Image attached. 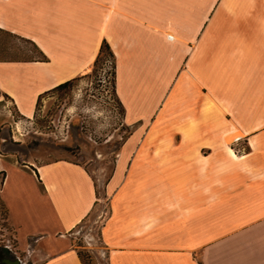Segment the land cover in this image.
Instances as JSON below:
<instances>
[{
	"label": "crops",
	"instance_id": "0c3cea01",
	"mask_svg": "<svg viewBox=\"0 0 264 264\" xmlns=\"http://www.w3.org/2000/svg\"><path fill=\"white\" fill-rule=\"evenodd\" d=\"M0 28L40 49L0 59V103L26 117L89 71L104 39L115 53L135 127L107 183L108 264H264V0H0ZM0 173L18 248L83 264L72 229L98 199L86 166L0 150Z\"/></svg>",
	"mask_w": 264,
	"mask_h": 264
},
{
	"label": "rangeland",
	"instance_id": "374dc122",
	"mask_svg": "<svg viewBox=\"0 0 264 264\" xmlns=\"http://www.w3.org/2000/svg\"><path fill=\"white\" fill-rule=\"evenodd\" d=\"M40 55V49L30 39L0 28L1 59ZM113 64L114 56L106 50L89 71L77 75L72 85L44 92L31 117L17 111L8 98L0 103L3 153L28 163L68 158L83 163L93 175L98 199L92 212L72 229L74 244L90 254V264H108L100 232L110 209L107 183L116 168L119 151L135 127L124 119L114 88ZM132 143L133 140L129 144ZM3 177L0 173V186ZM8 244L11 257H19L22 264H34L18 248L0 198V246Z\"/></svg>",
	"mask_w": 264,
	"mask_h": 264
},
{
	"label": "trees",
	"instance_id": "16d2710c",
	"mask_svg": "<svg viewBox=\"0 0 264 264\" xmlns=\"http://www.w3.org/2000/svg\"><path fill=\"white\" fill-rule=\"evenodd\" d=\"M2 29H3V28H2ZM31 41H32V40H31ZM32 42L38 47V45H37L34 41H32ZM38 48H39V47H38ZM106 50H107V52H108L109 54H111V55L114 56V64H113V67H114V88H115V73H116V69H115V67H116L115 53H114V51L112 50L110 43H109L106 39L103 40V42H102V44H101V47H100V50H99V53H98V55H97V57H96L94 63H97V62L101 59L102 55L105 53ZM45 57H46V56H44V58H45ZM32 58H35V57H32ZM0 59H1V58H0ZM77 77H78V76H75V77L70 78V79H67V80H65V81H63V82H60L59 84H57L56 86H54V87L51 88V89L63 88V87H66V86L72 85L73 82H74V80H75ZM118 99H119V98H118ZM119 101H120V100H119ZM121 104H122V103H121ZM122 107H123V105H122ZM123 111H124V107H123ZM132 131H133V130H132ZM132 131L129 133V135L132 133ZM96 185H97V183H96ZM97 191H98V189H97ZM12 253H13V252H12V250H11V248H10L9 246H5V245L0 246V264H9V263H8L7 261H5L4 259H5L6 257H11V256H12ZM78 253H79V255H80L81 259H82L83 264H90V263H89V260H88V257L90 256V254H89L88 252H84L83 250L78 249Z\"/></svg>",
	"mask_w": 264,
	"mask_h": 264
},
{
	"label": "water",
	"instance_id": "95a60500",
	"mask_svg": "<svg viewBox=\"0 0 264 264\" xmlns=\"http://www.w3.org/2000/svg\"><path fill=\"white\" fill-rule=\"evenodd\" d=\"M4 260L7 261L9 264H22L19 257H6Z\"/></svg>",
	"mask_w": 264,
	"mask_h": 264
},
{
	"label": "bare ground",
	"instance_id": "6f19581e",
	"mask_svg": "<svg viewBox=\"0 0 264 264\" xmlns=\"http://www.w3.org/2000/svg\"><path fill=\"white\" fill-rule=\"evenodd\" d=\"M236 134H240V133L239 132H236ZM230 140H231V138H227V140H226V142H227L228 145H229ZM229 148H230V146H229ZM231 152H232V156L234 155V156H237L238 157V155L235 153V151L233 150V148H231Z\"/></svg>",
	"mask_w": 264,
	"mask_h": 264
},
{
	"label": "built area",
	"instance_id": "2783aa9c",
	"mask_svg": "<svg viewBox=\"0 0 264 264\" xmlns=\"http://www.w3.org/2000/svg\"><path fill=\"white\" fill-rule=\"evenodd\" d=\"M9 245V247H11V245L10 244H8Z\"/></svg>",
	"mask_w": 264,
	"mask_h": 264
}]
</instances>
